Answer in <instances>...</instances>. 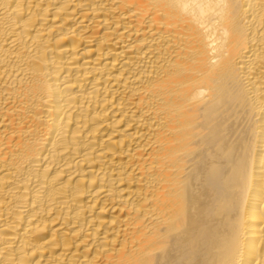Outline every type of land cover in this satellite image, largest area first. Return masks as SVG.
<instances>
[{
  "label": "bare ground",
  "instance_id": "6f19581e",
  "mask_svg": "<svg viewBox=\"0 0 264 264\" xmlns=\"http://www.w3.org/2000/svg\"><path fill=\"white\" fill-rule=\"evenodd\" d=\"M0 264H264V0H0Z\"/></svg>",
  "mask_w": 264,
  "mask_h": 264
}]
</instances>
